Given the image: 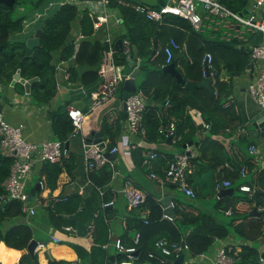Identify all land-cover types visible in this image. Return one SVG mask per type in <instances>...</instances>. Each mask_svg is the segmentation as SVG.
Listing matches in <instances>:
<instances>
[{"label": "trees", "instance_id": "trees-1", "mask_svg": "<svg viewBox=\"0 0 264 264\" xmlns=\"http://www.w3.org/2000/svg\"><path fill=\"white\" fill-rule=\"evenodd\" d=\"M221 1L231 9L244 11L250 0ZM41 2L42 0H14L13 4L9 5L0 1V84L4 86L1 92H5L17 70L20 76L26 79L37 76V79L31 82L29 91L32 101L37 104L50 103L55 94L56 73L53 62L55 57L69 62L67 70L70 80H79L83 85H91L100 77L99 68L108 51L105 41L97 37L99 29L94 30L88 7H78L71 1L56 5L52 11L37 18V26L40 21L44 22L39 34V45L27 50L25 37L20 36L12 40V35L22 32L23 22L30 8L38 7ZM107 6L110 37L113 39L121 37L130 47L129 56L124 50L113 51V62L126 64L128 58H131L135 65L136 58L132 46L138 49L140 62L137 76L140 79L137 88L146 96L143 111L146 137L156 141L167 139L157 131V127L166 121L162 110L168 98L167 113L176 120L177 130L182 134L178 145L181 146L190 140L195 142L199 146V156L195 159L204 157L207 160L205 166L211 172L225 161L232 164V169H223V175L230 180V186L234 187L235 192L217 198L215 205L223 210L228 207L235 210V205L240 199H245L252 205L254 199L251 193L254 189L258 190L257 196L262 198L263 191L252 179L240 174L239 165L231 160L224 144L210 135L221 126L220 124L227 125L236 118L233 105L227 101L233 91V79L246 70L250 60L244 46L237 47L235 42L223 41L197 31L186 18L174 13L166 14L162 21L157 22L146 19L117 0H109ZM114 15L120 20H116ZM101 29L104 30V27ZM78 34L81 36L78 37ZM170 37L185 42L188 48L189 57L182 54L175 60L176 69L184 81L198 82L204 77L201 57L205 51L211 52L215 93L205 87L196 86L195 96H192L183 82H179L171 72L163 69L165 54L162 47ZM223 75L228 78H222ZM121 84L122 82L119 86ZM14 88L18 92L22 91V82L16 81ZM189 109L193 111L192 114L188 112ZM52 111V131L58 139L65 141L73 130L71 119L66 109L60 113ZM193 114L201 116L199 122L195 121ZM103 121L101 133L108 138L106 145L110 148L120 126L117 122L108 123L106 117ZM200 128L206 129L208 133L195 138V132ZM185 129H188L186 134ZM245 163L248 162L245 160L243 164ZM10 164L11 157L4 155L0 148V242H3L5 249L19 251L16 249L26 248L33 238V229L31 224L23 219L25 212L22 211L21 202L4 196L2 182L9 173ZM40 164V180L50 190L55 187L57 178L63 170L68 172L76 167L70 152L61 163L44 160L40 161ZM86 175L90 184L83 194L73 191L56 197L49 195L50 201L43 208L47 210V221L53 229L63 230V226L69 224L74 226L75 222L71 218L73 214L78 220L84 221L91 215L93 225L89 232L92 240L90 248L68 242L76 252L77 259L67 260L51 256L47 257L46 263L39 262L36 252L32 256L26 251L21 254L19 264H30L32 260L35 264H119L121 260L127 258L126 252L117 249L115 254H111L113 257H110L109 245L103 246V243L108 241L107 219L115 213L114 208L103 205L113 194L112 190L106 187L112 177V169L107 163L100 168L92 169ZM241 184H248L250 190H241L239 188ZM237 191H243L245 194L239 196ZM259 205L263 207L260 214L251 215L250 210L244 211L246 214L240 216L237 222H234L236 217L233 216L218 219L214 211L202 209L192 202L182 208L175 206V217L170 218L164 215L160 200L151 192H145L143 202L129 208L124 218L125 228L119 237L125 246H135L133 251L136 257L135 264L144 262L170 264L169 259H173L175 255L160 254L154 245L155 240L160 237L184 242L187 247L182 251L187 257H195L206 252L215 238L228 235L238 240L239 248L234 254L233 264H264L260 247L264 245V199ZM135 233H138L136 243L133 241Z\"/></svg>", "mask_w": 264, "mask_h": 264}, {"label": "crops", "instance_id": "crops-1", "mask_svg": "<svg viewBox=\"0 0 264 264\" xmlns=\"http://www.w3.org/2000/svg\"><path fill=\"white\" fill-rule=\"evenodd\" d=\"M142 1L152 6H156L160 4V1L165 0ZM38 14L35 15V19L30 23V17L24 20L20 36L23 34V37L27 38L28 36L34 34L38 27ZM114 17H116V15H114ZM106 32L109 34L108 24L106 29H99L97 37L104 39ZM260 36L261 35L257 33L254 35L253 39H259ZM116 39L117 38L113 39L110 37L112 49ZM104 56H106V59L103 57L99 68L101 71L100 77L97 79L96 83L91 85H83L79 80H70L67 70L69 62L61 60L60 58L56 59L55 57L53 62L55 64L56 73V90L50 103L37 104L32 101L29 94L30 89L26 92L23 83V90L20 92L14 88V83L16 81L13 84L10 83L9 86L5 88V92H1V89L4 86L0 84V103L5 118L12 124H19L24 138L30 142L37 143L38 145L46 139L57 138L55 133L52 131V110L60 113L64 111L67 104H73L85 111V118L82 123L81 132L74 134L71 132L67 136V139L63 141L64 146L65 142H68L66 147L69 148V152L72 154L73 160L76 164L74 170L70 171L67 169L69 170L68 172L63 170L59 174L56 185L53 189L50 190L43 184L40 186L39 190H36L34 185L37 181H40L39 174L41 169L40 161H38L34 164L26 183L33 184L29 190H26L28 195H34L37 193V196H34L32 200H29V205L35 206L36 213L32 216L25 215L23 219L31 224L33 229V238L38 241L34 252L37 253L40 263H46L47 257L51 256L67 260L77 259L76 252L70 245H68V242L78 243L87 249H89L92 244L88 229V235L83 237L78 236L77 232L72 233L71 231H64V229H53L47 221V210L44 209L43 206L49 203L50 196L56 197L73 191H78L80 194H83L84 190H88L90 183L86 177L87 172L85 171L83 164L82 137H86L92 130H97L100 131V135L102 137L101 142L106 145L108 138L101 133L105 117L107 118L108 123L114 124L117 122L120 126V130L114 137L113 143V145H118L119 149L115 152L114 158H109L110 161L113 162V166L109 165L112 169V177L106 187H109L112 190V193L121 188L123 181L128 179L135 187L143 190L144 192H151L159 200L166 195H172L173 201L178 208H182L189 202H192L202 209L214 211L218 219L229 218L228 216L236 217L234 222L239 221L240 216L246 214L244 211L251 210L254 206V200L251 205L249 201L240 199L235 205V210L232 209L230 214H225L222 212L223 208L215 205V200L222 195L219 196L217 194L219 190L216 191L214 189V183L216 180L223 179V169H232V164L230 161H225L214 169V171L211 172L207 170L205 166L207 160L204 157L195 159L199 156V146L193 141L191 143L193 153L190 156V169L187 173V181L195 190L197 194L196 197H189L181 188H179L177 183L165 181L161 184L157 180L151 178L149 176L150 170H153L155 173L162 176L163 168L167 165L169 158L174 153L181 151L184 146L179 145L178 148H174L172 145H176L177 143L170 142L167 139L157 141L149 140L147 137L144 138L138 134L128 132L126 130V117L123 113L124 110L122 107L123 88L121 87V89H119L122 84L120 86L118 85L113 95H111L106 101L99 105L90 107L93 100L106 89L108 79L114 74L111 62L112 55L109 52H106ZM133 63V59L128 58L126 64H119L121 72L129 74L137 65V58L135 61L136 64L133 65ZM248 69L249 68H246L241 75H237L233 79V91L230 99L227 101V103L233 105V111L236 118L227 125L223 126V124H220L221 126H219L214 133H210V135L213 138L219 139L224 144L229 157L231 160L237 162L238 165L243 164L245 160L248 162L247 164L245 163L248 169L245 177L252 179L264 194V134H249V131L254 128L250 120L261 109L250 97L247 91V84L251 76ZM222 78L227 79L228 76L223 75ZM139 79L140 77L136 74L134 78L136 86ZM188 112L191 114L193 113L192 110H188ZM193 118L196 122H199L201 116L198 117L196 114H193ZM187 130L188 129H185L184 134L188 132ZM207 133L208 131L206 129L200 128L195 132L194 137H203ZM249 143H255L258 146V152L256 154H251L247 151ZM233 147H237L239 149L241 153L240 156L234 154L232 151ZM151 149L157 150L158 156L152 160V167L150 168L142 159L143 151H149ZM169 154H171L170 157ZM226 162H229L231 167L224 166ZM244 194L245 193L243 191H237V195L239 196ZM263 199L264 195L261 200ZM110 207L115 209L114 216L107 219L109 227L108 251L111 255L116 253L115 246L112 242L116 237L121 235L125 228L123 220L129 210V207L127 205L126 197L120 192L115 193L114 203L110 205ZM258 208L260 209V205ZM40 210H43V212H39ZM79 221L84 222V220L81 219H79ZM91 225H93V219ZM228 243L233 244L237 249L239 248L238 240L232 235L215 238L214 242L210 245L206 252L192 257L193 261L186 256V260L184 262L190 261L192 264H213L217 248ZM260 247L262 252L264 250V245H261ZM16 250H20L18 256L17 251L5 249L3 242L1 241L0 263L19 264V258L23 252H26V248ZM147 263L150 264L149 262H144L142 264Z\"/></svg>", "mask_w": 264, "mask_h": 264}, {"label": "built area", "instance_id": "built-area-1", "mask_svg": "<svg viewBox=\"0 0 264 264\" xmlns=\"http://www.w3.org/2000/svg\"><path fill=\"white\" fill-rule=\"evenodd\" d=\"M74 2L81 8L88 7L89 14L92 17L94 30L101 27L106 29L108 24V2L109 0H64V2ZM124 6L131 7L134 11L142 14L146 19L160 22L166 14L174 13L186 18L191 26L200 32H205L211 37L218 38L223 41L235 42L237 47L244 46L249 53V61L253 62L249 72L251 74L247 84V91L250 97L256 102L258 107L264 111V0H250L246 10L238 11L231 9L221 0H165L160 1V4L152 6L142 0H117ZM42 13H39L40 16ZM116 20H120L119 17ZM259 33V39H253L254 35ZM105 38L107 48L111 55L113 49L110 43V36L106 32ZM78 37L81 35L78 34ZM123 50L129 56L130 47L127 41H123ZM165 54L164 64L173 60L175 52H181L189 57L188 48L185 42H179L175 38L170 37L163 45ZM114 74L108 79L106 89L97 96L92 106L99 105L106 101L118 87L119 83L129 77V74H124L120 70L119 64H115L111 57ZM202 74L205 76L206 71H209L211 77V86L214 93V67L212 62V54L210 51H205L201 57ZM21 78V77H20ZM22 83L24 80H20ZM145 94L138 90L133 92L125 99V117L126 130L132 134H138L141 137H146V127L143 123V111L145 107ZM169 100L166 98L162 114L166 116V121L161 122L157 131L169 138L170 142L177 143L181 140L182 134L177 130L176 120L167 113ZM68 116L73 124L72 134L80 133L82 123L85 118V111L73 104H67L65 107ZM191 110V109H189ZM207 127V123L205 124ZM185 147L169 158L167 165L163 168V175L149 171V176L161 184L165 181L177 183L189 197L196 196L195 190L187 181V173L190 169V156L193 153L192 144L185 142ZM0 148L4 155L11 157L9 173L3 180L2 184L5 190L4 196L7 199H17L21 202L22 211L25 215L32 216L36 213L35 206L29 205L28 194L25 186L34 164L38 161L49 160L52 162H62L64 158L69 156L68 148L64 147L63 141L57 138H50L42 141L39 145L26 140L22 134L19 124L10 123L4 116V112L0 109ZM119 149L118 145H112L107 148L102 142H88L86 137H82V154L83 164L86 172L92 169L100 168L105 164L113 166V162L105 155V151L116 152ZM234 154L240 156L241 153L237 147H233ZM247 151L251 154L258 152V146L255 143H250L247 146ZM158 156L157 150L151 149L143 151V161L152 167V160ZM226 167H231L229 162L224 164ZM239 171L242 176L247 174V166L239 165ZM231 182L228 178L223 177L222 180H216L214 189L218 191L221 187L230 186ZM43 181L40 180V186ZM241 190H250L248 184H241ZM122 193L127 199L129 208L135 207L143 202L145 192L133 185L130 180L123 181L121 188L112 194V197L103 203L104 206L112 205L115 199V193ZM172 207L177 206L173 200L170 201ZM225 214H230L231 207L222 210ZM165 215V214H164ZM125 226V220H123ZM64 230L77 232L76 226L64 225ZM133 241H138V233H135ZM113 245L118 251L127 253V258L121 260L119 264H135V246H125L120 237L113 240ZM109 245L108 241L103 243L104 247ZM154 245L160 254L175 256L187 245L182 242L166 240L160 237L155 240ZM237 248L233 244H224L219 246L215 252L213 264H233L234 254ZM174 256V258H175ZM173 258V259H174Z\"/></svg>", "mask_w": 264, "mask_h": 264}, {"label": "water", "instance_id": "water-1", "mask_svg": "<svg viewBox=\"0 0 264 264\" xmlns=\"http://www.w3.org/2000/svg\"><path fill=\"white\" fill-rule=\"evenodd\" d=\"M6 4L12 5L14 0H0ZM44 22L40 21L36 31L34 32L33 35L28 36L26 38V44H27V50H30L31 47L35 46V45H39L40 41H39V34L41 32V29L43 27ZM105 46H107V42H105ZM124 46H123V38L118 37L113 44V50L114 51H120L123 50ZM133 48V55L135 58H137V65L132 69V71L129 73V77L125 78L122 82V88H123V92H122V100H123V113L126 114L125 112V99L127 96H129L130 94H132L133 92L138 91V88L135 84L134 78L139 70L138 68V64L140 62V59L138 58V49L136 48V46H132ZM154 52V50H153ZM182 53L181 52H175L173 55V60L170 61L167 64L163 65V69L166 71L171 72L175 78L179 81V82H183L184 86L189 90L190 94L192 96L194 95V87L196 86H200V87H205L207 88L209 91H212V86H211V77H210V73L209 71H206L205 76L198 82H192L190 80H186L184 81L182 75L180 74V72L176 69L175 66V60L178 58V56H180ZM253 65L252 61H249L246 68H251ZM19 74V71L17 70L12 77L11 80V84H13L15 81H20V80H24L23 84L25 86L26 92L29 91L30 89V84L34 79H37V76L25 79L23 77H21ZM251 123L254 126V128H252L249 131V134L251 133L252 135H257V134H264V111L260 110L257 114L254 115L253 118H251ZM253 132V133H252ZM86 140L88 142H101L102 141V137L100 135V131H95L92 130L89 132V134L86 136ZM167 140L169 141V138H167ZM192 140H190L189 142H187V144H191ZM68 144V142H65V146ZM186 144H183V146L185 147ZM105 155L108 158H114L115 156V152H109V151H105ZM35 189L39 190L40 189V181H37L35 183ZM234 193V187H221L219 189V191L217 192V194L219 196L221 195H225V194H232ZM258 194V190L254 189L251 193V197L254 199V206L252 207V209L250 210V214L252 215H258L260 213V209L259 204L261 202V198H259L257 196ZM34 196H37V193H35L34 195L29 194L28 195V200H32V198ZM173 200V196L172 195H166L163 198L160 199V203L163 206V211L165 216L170 217V218H174L175 217V211H174V207H172L170 205V201ZM71 218L74 220L75 222V226L77 228V234L79 236H85L87 234V229L88 226H90L92 224V216L89 215L88 219L84 222H81L78 220V218L76 217L75 214H73L71 216ZM38 244V241L35 238H31V240L28 242L27 246H26V251L29 252L32 256L34 255V251L35 248ZM111 257H113V255H111ZM186 255L185 252L180 250L178 252V254L175 256L174 259H169V263L170 264H192L191 262H184ZM261 257L264 258V250L261 252ZM1 264V263H0ZM17 264V263H15ZM30 264H35V261L32 260L30 262Z\"/></svg>", "mask_w": 264, "mask_h": 264}, {"label": "rangeland", "instance_id": "rangeland-1", "mask_svg": "<svg viewBox=\"0 0 264 264\" xmlns=\"http://www.w3.org/2000/svg\"><path fill=\"white\" fill-rule=\"evenodd\" d=\"M61 1H64V0H42V2L40 3V5L38 6V7H35V8H30V11H29V13H28V15H27V17L26 18H29L30 17V21H29V23L32 21V20H34L35 18V15H37L38 14V12L39 13H42V14H45V13H48V12H50V11H52L55 7H56V5H58V4H60V2ZM78 7H80V6H78ZM38 17V16H37ZM25 18V19H26ZM33 24V23H32ZM32 24H31V26H32ZM34 32V31H33ZM32 32V33H33ZM21 36H22V38H23V34H21ZM17 38H20V33H18V34H15V35H12V37H11V39L12 40H16ZM104 59H106V56H104ZM174 148H178L179 147V145H178V142H177V144L176 145H172ZM250 177V176H249ZM33 186V184H31V183H28V184H26V186H25V190H29L31 187ZM263 201V200H262ZM110 206V205H109ZM263 207L262 206H260V209H262ZM39 212H43V210H40ZM263 214H264V212H263ZM262 214V215H263ZM92 229V225H90V226H88V230H89V232H90V230ZM189 257V259L191 260V261H193L192 260V256H188ZM188 259V260H189ZM190 262V261H189ZM192 263V262H191ZM148 264V263H147Z\"/></svg>", "mask_w": 264, "mask_h": 264}, {"label": "bare ground", "instance_id": "bare-ground-1", "mask_svg": "<svg viewBox=\"0 0 264 264\" xmlns=\"http://www.w3.org/2000/svg\"><path fill=\"white\" fill-rule=\"evenodd\" d=\"M19 252H20V250H19V251H17V256H18ZM3 264H4V263H3Z\"/></svg>", "mask_w": 264, "mask_h": 264}, {"label": "clouds", "instance_id": "clouds-1", "mask_svg": "<svg viewBox=\"0 0 264 264\" xmlns=\"http://www.w3.org/2000/svg\"><path fill=\"white\" fill-rule=\"evenodd\" d=\"M248 191V190H247ZM196 197V196H195ZM263 259V258H262Z\"/></svg>", "mask_w": 264, "mask_h": 264}]
</instances>
